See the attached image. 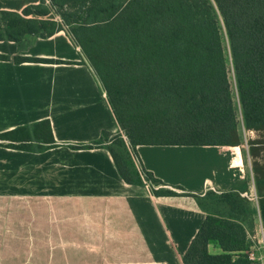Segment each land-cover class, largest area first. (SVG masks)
<instances>
[{
  "label": "crops",
  "instance_id": "1",
  "mask_svg": "<svg viewBox=\"0 0 264 264\" xmlns=\"http://www.w3.org/2000/svg\"><path fill=\"white\" fill-rule=\"evenodd\" d=\"M40 1L0 0V11L21 13ZM0 54L9 57L0 60V264H184L206 217L196 199L156 197L145 180L143 187L127 184L105 143L71 146L121 135L140 173L137 162L168 187L194 195L230 192L248 180L241 146L132 150L99 77L67 31L2 41ZM16 56L54 62L17 64ZM45 121L52 148H10L5 134L31 132Z\"/></svg>",
  "mask_w": 264,
  "mask_h": 264
},
{
  "label": "trees",
  "instance_id": "2",
  "mask_svg": "<svg viewBox=\"0 0 264 264\" xmlns=\"http://www.w3.org/2000/svg\"><path fill=\"white\" fill-rule=\"evenodd\" d=\"M69 27L93 67L132 150L138 146H241L222 31L236 77L245 130L264 138V0H49ZM46 0L21 13L0 11V42H22L29 36L50 38L63 31ZM0 60H9L0 54ZM17 64L52 60L14 57ZM19 132L24 135L16 136ZM10 148L40 149L55 141L49 121L5 134ZM108 148L121 179L129 185L150 184L156 197L188 196L165 189L167 184L141 167L137 170L121 135ZM92 145L71 146L74 150ZM18 143V144H16ZM264 140H252L250 153L260 158ZM264 220V163L254 162ZM142 174V175H141ZM143 176V178H142ZM161 187V188H158ZM164 188V189H163ZM247 184L222 193L235 208ZM221 250L213 254L209 247ZM245 229L232 217L207 214L182 260L184 264H256L248 251Z\"/></svg>",
  "mask_w": 264,
  "mask_h": 264
},
{
  "label": "rangeland",
  "instance_id": "3",
  "mask_svg": "<svg viewBox=\"0 0 264 264\" xmlns=\"http://www.w3.org/2000/svg\"><path fill=\"white\" fill-rule=\"evenodd\" d=\"M47 4L50 6L51 15L48 19L57 21L62 25L63 31H69V27L62 21L56 9L53 7L49 0H46ZM214 15L219 21V25L222 31V42L225 48V54L227 59V64L229 68V79L231 82V87L233 91L234 101L236 103V109L239 119V135L241 137V149L243 150L245 163L248 166V180L245 182L247 184V190L240 195V203L232 208L228 203L222 201L221 196L223 192H219L217 190L210 189L204 194H192L188 193V197H194L203 210L205 215L207 214H215L222 217H232L243 226L247 236L248 243V251L250 257L253 258L256 264H264V220L261 214V206L260 200L261 196L257 189L255 172L253 170L254 162L257 160L261 164L264 163V145L260 146V158L254 159L250 153V142L252 140H264V138L260 137V134L256 132H249L244 129L242 124V112L238 103V93H237V85H236V77L234 75L233 66H232V57L229 51L226 35L224 33L223 25L221 23L220 17L216 9H214ZM36 37V36H35ZM32 135V131L30 132ZM24 133L21 132L20 136H23ZM124 135L126 136L125 132ZM19 136V137H20ZM115 137L107 136L105 137L103 143L106 144L108 148H114L116 151L123 153L122 149L115 145ZM127 139V137H126ZM30 148L38 149L41 146L36 144H30ZM193 152L199 151L198 149L191 150ZM136 159V158H135ZM137 162V160H136ZM138 167L141 169L139 163L137 162ZM185 182V181H184ZM150 187V184L147 182ZM184 187V186H182ZM161 188V187H158ZM185 190H189L187 187H184ZM151 189V187H150ZM164 189V188H163ZM165 189H171L177 193L183 194V191L177 190L173 187H167ZM152 191V190H151ZM264 195V191H263ZM215 248L214 245L209 247L210 252L214 254Z\"/></svg>",
  "mask_w": 264,
  "mask_h": 264
},
{
  "label": "built area",
  "instance_id": "4",
  "mask_svg": "<svg viewBox=\"0 0 264 264\" xmlns=\"http://www.w3.org/2000/svg\"><path fill=\"white\" fill-rule=\"evenodd\" d=\"M212 190H215L214 188H212ZM242 195V194H241ZM251 259H253L252 257H251Z\"/></svg>",
  "mask_w": 264,
  "mask_h": 264
}]
</instances>
